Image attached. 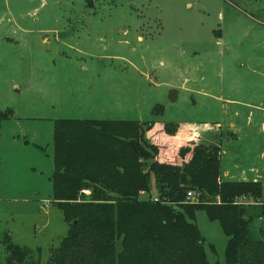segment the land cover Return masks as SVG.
I'll list each match as a JSON object with an SVG mask.
<instances>
[{"label":"rangeland","instance_id":"obj_1","mask_svg":"<svg viewBox=\"0 0 264 264\" xmlns=\"http://www.w3.org/2000/svg\"><path fill=\"white\" fill-rule=\"evenodd\" d=\"M256 19L264 22V0H0V264L3 232L43 262L67 230L49 180L57 119L204 125L199 141L220 142V172L259 179L261 198L237 203L251 214L248 238L264 240ZM148 187L155 195L152 175ZM193 221L207 263L226 264L219 223L200 210Z\"/></svg>","mask_w":264,"mask_h":264},{"label":"trees","instance_id":"obj_2","mask_svg":"<svg viewBox=\"0 0 264 264\" xmlns=\"http://www.w3.org/2000/svg\"><path fill=\"white\" fill-rule=\"evenodd\" d=\"M159 109L153 106L152 113ZM153 126L154 121L55 120L51 202L67 230L47 248L43 262L4 233V263L208 264L193 221L200 210L226 237V264H264V240L248 238L251 214L244 202L237 203L241 195L258 201L260 181L221 178L218 144H156L146 135ZM176 129L162 124L166 135ZM150 175L156 201L147 196ZM187 190L196 201H184Z\"/></svg>","mask_w":264,"mask_h":264},{"label":"crops","instance_id":"obj_3","mask_svg":"<svg viewBox=\"0 0 264 264\" xmlns=\"http://www.w3.org/2000/svg\"><path fill=\"white\" fill-rule=\"evenodd\" d=\"M257 23H260L264 26V22L262 20H255ZM184 89L187 90V87H184ZM192 90V88L188 89ZM224 100H231V101H236L235 99H228L224 98ZM255 105V104H253ZM259 106H262L261 110L264 111V105L260 104ZM252 116V115H251ZM263 116V115H262ZM251 117H247L248 120H250ZM219 123V122H218ZM262 123V127L264 126V123ZM162 124L163 122H160L158 120L154 121V126L153 128L146 133V135L150 138L152 142H155L156 144L164 145L165 143L171 144L178 146L180 144H186V145H191L192 143H196L200 140L201 137H203V133H206L204 125L201 127L199 125H196L195 123L189 122V123H184V122H178L175 123L177 126L176 133L174 136H169L166 135L162 132ZM174 124V123H173ZM206 124V123H203ZM231 128L233 127V124H231ZM231 134H237V130H231ZM233 136H229L227 140H229ZM206 143H213V141H208V138H204ZM220 145V142H219ZM259 157L264 158V150H260ZM52 170V169H51ZM230 172L227 169L221 170V175L224 179L227 180H259L257 177H254L252 179H249L247 176H245L243 173L240 171L238 172ZM51 173V171H50ZM144 196V195H142ZM6 232L2 233L3 234ZM7 235L9 239L12 241V235L10 232L7 231ZM13 242V241H12ZM15 243V242H13ZM34 249H39L38 247H35Z\"/></svg>","mask_w":264,"mask_h":264},{"label":"built area","instance_id":"obj_4","mask_svg":"<svg viewBox=\"0 0 264 264\" xmlns=\"http://www.w3.org/2000/svg\"><path fill=\"white\" fill-rule=\"evenodd\" d=\"M81 191H82V193H84V194H87V193H88V190H87V189H83V190H81ZM151 199L154 200V201H156V200H157L156 195H152V196H151ZM160 201L163 202V203H168V201H166V199H161ZM184 201H186V202H193V201H196V195H195V192L192 191V190H187V191L185 192Z\"/></svg>","mask_w":264,"mask_h":264},{"label":"water","instance_id":"obj_5","mask_svg":"<svg viewBox=\"0 0 264 264\" xmlns=\"http://www.w3.org/2000/svg\"><path fill=\"white\" fill-rule=\"evenodd\" d=\"M167 98L170 100V101H174L176 98H177V93H176V90L175 89H169L168 90V93H167ZM246 216L244 215L243 218H245Z\"/></svg>","mask_w":264,"mask_h":264}]
</instances>
